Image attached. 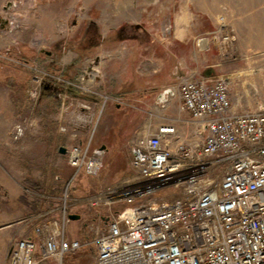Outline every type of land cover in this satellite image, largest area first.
I'll use <instances>...</instances> for the list:
<instances>
[{"label":"rangeland","instance_id":"374dc122","mask_svg":"<svg viewBox=\"0 0 264 264\" xmlns=\"http://www.w3.org/2000/svg\"><path fill=\"white\" fill-rule=\"evenodd\" d=\"M262 10L264 0H0V264L8 263L16 239L31 237L39 241L40 227L60 215L65 200L68 212L80 216L69 223L70 236L84 246L67 254L63 264H96L93 240L103 232L109 208L77 201L124 178L104 180L106 173L118 169L111 152H105L98 176L81 174L73 178L67 155L59 152L60 146L71 143V136L60 127L80 128V137L84 138L91 125L83 121L85 115L94 113L92 122L96 123L103 114L95 129L93 148L100 137L107 141L111 136L104 127L110 103L121 107L114 111L117 119L144 106L136 103L132 107L124 99L119 103L118 98H107L109 93L100 91L103 85L98 84L100 73L92 74L101 60H118L114 52L118 32L124 39H137L143 44L139 48L145 51L156 34L170 37L172 24H203L202 35L212 34L223 24L226 31L235 34L237 24L242 31L257 36L264 33L258 29L264 27ZM215 45L211 43L204 51L211 55ZM67 58L75 60L70 68L76 64L80 70L73 83L68 82L69 77L53 72L58 60L62 63ZM227 59L244 68L242 79L252 81V74H260L258 87H252V82L248 87L264 97V52L235 54ZM36 75L42 80L34 94L31 87ZM104 78L110 90L117 78L113 74H104ZM95 93L101 98H88ZM83 102L90 103L91 109H82ZM18 123H23L26 130L16 140L12 130ZM168 123L165 120L162 124ZM130 147L128 141L126 148ZM167 195L173 199L180 194L174 189L156 193L157 197ZM129 206H113L112 210Z\"/></svg>","mask_w":264,"mask_h":264},{"label":"built area","instance_id":"2783aa9c","mask_svg":"<svg viewBox=\"0 0 264 264\" xmlns=\"http://www.w3.org/2000/svg\"><path fill=\"white\" fill-rule=\"evenodd\" d=\"M235 41L225 24L196 39L203 51L215 43L225 58L234 55ZM41 80L34 77L32 93ZM174 91L197 125L192 138H180L169 123L144 128L130 141L131 174L77 201L109 208L93 240L96 264H264V106L234 110L226 77H184ZM94 116L84 117L91 124L84 138L80 128L60 127L71 136L66 155L73 178L96 177L103 168L105 149L91 148L100 119L93 123ZM25 130L15 124L13 138ZM166 189L180 195L156 196ZM122 204L131 206L112 210ZM71 220L65 200L60 215L40 227L39 241L15 240L7 264H63L84 246L70 236Z\"/></svg>","mask_w":264,"mask_h":264},{"label":"crops","instance_id":"0c3cea01","mask_svg":"<svg viewBox=\"0 0 264 264\" xmlns=\"http://www.w3.org/2000/svg\"><path fill=\"white\" fill-rule=\"evenodd\" d=\"M260 14L264 15V11H260ZM202 25L185 23L180 27L178 24H172L174 31L170 37L163 38L156 34L150 39L146 51L139 48L143 44L138 43L137 39H124L118 32V46L114 51L118 54V60L109 62L103 59L94 68L92 74L97 75L96 71L100 73L98 84L103 85V90L100 91L109 93L107 98L124 99L132 107V104L136 103L144 105L129 110L127 117L117 119L114 111L121 110V107L119 104H109L108 116H104V127L105 133L109 131L111 136L107 141L103 136L100 137L96 146L92 148V150L103 148L107 153L111 152L118 162L115 164L118 169L111 174L106 173L104 180L109 182L121 180L131 173L132 148H126V143L144 128L151 126L156 129L167 120L169 124L176 126L180 138H185L184 134H194L197 125L189 112L181 111L174 91V87L184 77L197 74L212 78L226 77L230 81L231 103L234 110L264 106V97L254 94L248 87L250 82L252 87H258L260 74H252V81L242 79L244 68L236 63L232 64L229 59L223 57L217 45L211 55L199 48L196 39L202 33L204 27L200 28ZM250 27L254 31L255 27ZM258 29L261 31L264 27L260 26ZM235 30L234 55L264 52V33L259 32L255 36L253 33L242 31L237 24ZM71 61L70 58L62 63L58 60L53 72L57 76L69 77L73 83L78 80L80 70L75 68L76 64L70 68V64L75 60ZM208 61L210 65L206 66L204 63ZM104 74H113L117 78L110 86V90L106 87ZM56 83L58 85V79ZM168 89L171 92H166ZM95 95H89L88 98H101V94ZM159 98L167 99L160 102ZM101 115L100 122L103 119V114Z\"/></svg>","mask_w":264,"mask_h":264},{"label":"water","instance_id":"95a60500","mask_svg":"<svg viewBox=\"0 0 264 264\" xmlns=\"http://www.w3.org/2000/svg\"><path fill=\"white\" fill-rule=\"evenodd\" d=\"M8 5H10V3H9ZM6 7H7V6H6ZM166 92H171V90L168 89ZM166 99H167V98H159L160 102H163V101H165ZM59 152L62 153V154H66V153H67V148H66V146H60V147H59ZM79 217H80L79 215L70 214V218H71L72 220H74V219H78Z\"/></svg>","mask_w":264,"mask_h":264},{"label":"trees","instance_id":"16d2710c","mask_svg":"<svg viewBox=\"0 0 264 264\" xmlns=\"http://www.w3.org/2000/svg\"><path fill=\"white\" fill-rule=\"evenodd\" d=\"M120 210V209H119Z\"/></svg>","mask_w":264,"mask_h":264}]
</instances>
